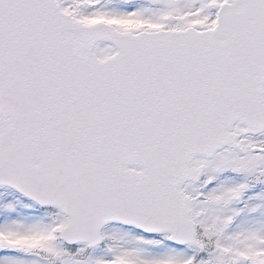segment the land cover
I'll return each mask as SVG.
<instances>
[{"label": "snow or ice", "instance_id": "6c2138e0", "mask_svg": "<svg viewBox=\"0 0 264 264\" xmlns=\"http://www.w3.org/2000/svg\"><path fill=\"white\" fill-rule=\"evenodd\" d=\"M0 264H264V0H0Z\"/></svg>", "mask_w": 264, "mask_h": 264}]
</instances>
